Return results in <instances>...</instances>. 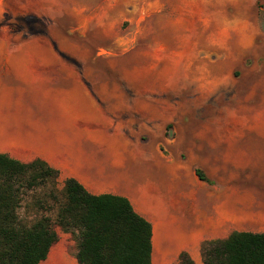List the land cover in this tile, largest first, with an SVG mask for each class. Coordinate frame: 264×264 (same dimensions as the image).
Listing matches in <instances>:
<instances>
[{
  "label": "crops",
  "instance_id": "crops-1",
  "mask_svg": "<svg viewBox=\"0 0 264 264\" xmlns=\"http://www.w3.org/2000/svg\"><path fill=\"white\" fill-rule=\"evenodd\" d=\"M82 1L26 0L42 15L64 11L99 44L112 42L113 0L97 6ZM127 5L116 9L125 15ZM41 37L31 49L0 50V154L21 163L44 161L59 171V189L75 179L92 195L129 199L153 226L152 264H179L183 252L205 264L204 243L264 233V130L204 132L197 138L224 146L222 152L184 164L172 148L174 158L164 162L157 139L151 136L149 148L137 141L150 127L139 129L123 117L119 108L127 100L113 98L108 66L88 64L91 51L61 31ZM56 231L59 240L40 264H79L74 236Z\"/></svg>",
  "mask_w": 264,
  "mask_h": 264
},
{
  "label": "rangeland",
  "instance_id": "rangeland-1",
  "mask_svg": "<svg viewBox=\"0 0 264 264\" xmlns=\"http://www.w3.org/2000/svg\"><path fill=\"white\" fill-rule=\"evenodd\" d=\"M104 1L86 3L97 6ZM120 2L130 8L125 15L116 9ZM113 4V41L99 44L91 33L81 34L64 11H58L59 16L42 15L26 0H0V50L31 49V41L40 40L48 30L81 42L83 50L91 51L88 64L108 66L113 98L127 100L119 108L123 117L135 121L139 129L150 127L147 133H138L137 141L149 148L152 137L157 139L164 162L174 158L172 148L184 164L222 152L224 146L197 138L204 132L264 130V0L239 4L113 0ZM106 46L112 47L108 55L101 50ZM122 86L128 89L116 90ZM44 193L43 188L30 192L20 215L29 221L41 215L55 218L58 206L45 200ZM49 205L52 209H46Z\"/></svg>",
  "mask_w": 264,
  "mask_h": 264
},
{
  "label": "trees",
  "instance_id": "trees-1",
  "mask_svg": "<svg viewBox=\"0 0 264 264\" xmlns=\"http://www.w3.org/2000/svg\"><path fill=\"white\" fill-rule=\"evenodd\" d=\"M58 179L59 171L42 160L21 163L0 154V264H40L59 240L57 227L75 237L79 264H152L153 226L129 199L92 195L75 179L59 190ZM36 188L45 189V200L58 206L55 218L41 215L29 221L20 215ZM203 256L205 264H264V233H234L206 242ZM179 264L195 262L183 252Z\"/></svg>",
  "mask_w": 264,
  "mask_h": 264
},
{
  "label": "bare ground",
  "instance_id": "bare-ground-1",
  "mask_svg": "<svg viewBox=\"0 0 264 264\" xmlns=\"http://www.w3.org/2000/svg\"><path fill=\"white\" fill-rule=\"evenodd\" d=\"M254 43H255V42H254ZM192 60H193V59H192ZM188 61H189V59H188ZM190 63H191V62H190ZM180 65H182V67H181V66H179V65H178V67L182 68V71H183V69H184V66H183V64H181V63H180ZM187 66H188V65H187ZM182 71H181V69H180V70H178V71H176V75H177V76L175 77V79H176V80H178V81H179V77H180V75H181ZM188 73H189V72H188ZM186 77H187V76H186Z\"/></svg>",
  "mask_w": 264,
  "mask_h": 264
}]
</instances>
